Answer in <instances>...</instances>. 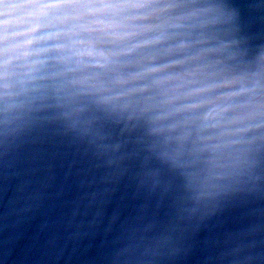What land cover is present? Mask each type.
Listing matches in <instances>:
<instances>
[{
    "label": "clouds",
    "instance_id": "clouds-1",
    "mask_svg": "<svg viewBox=\"0 0 264 264\" xmlns=\"http://www.w3.org/2000/svg\"><path fill=\"white\" fill-rule=\"evenodd\" d=\"M252 41L234 0H0V146L54 125L113 180L169 199L172 230L264 197V43ZM252 247L219 259L264 261ZM180 252L168 230L132 229L109 264Z\"/></svg>",
    "mask_w": 264,
    "mask_h": 264
},
{
    "label": "water",
    "instance_id": "water-1",
    "mask_svg": "<svg viewBox=\"0 0 264 264\" xmlns=\"http://www.w3.org/2000/svg\"><path fill=\"white\" fill-rule=\"evenodd\" d=\"M234 3L253 44L264 43V0ZM173 215L169 199L149 197L130 174L113 180L105 162L72 148L54 125L7 153L0 146V264H109L132 229L147 237L168 230L181 252L160 264H227L220 254L241 243L264 256V197L226 199L175 230Z\"/></svg>",
    "mask_w": 264,
    "mask_h": 264
}]
</instances>
